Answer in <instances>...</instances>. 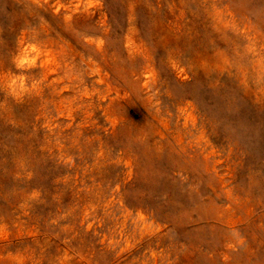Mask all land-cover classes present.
<instances>
[{
	"label": "rangeland",
	"instance_id": "obj_1",
	"mask_svg": "<svg viewBox=\"0 0 264 264\" xmlns=\"http://www.w3.org/2000/svg\"><path fill=\"white\" fill-rule=\"evenodd\" d=\"M0 264H264V0H0Z\"/></svg>",
	"mask_w": 264,
	"mask_h": 264
}]
</instances>
